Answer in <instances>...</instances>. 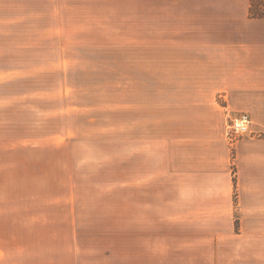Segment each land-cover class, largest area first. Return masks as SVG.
Returning a JSON list of instances; mask_svg holds the SVG:
<instances>
[{
	"label": "rangeland",
	"instance_id": "obj_1",
	"mask_svg": "<svg viewBox=\"0 0 264 264\" xmlns=\"http://www.w3.org/2000/svg\"><path fill=\"white\" fill-rule=\"evenodd\" d=\"M203 7L237 24L246 12L264 18V0L180 4L173 17L157 13L156 20L136 0H0V152L17 161L24 124L32 122L26 135L34 194L44 199V235L60 238L66 250L78 236L81 264H153L115 255L121 246L136 250L139 226L146 251L156 219L150 192L137 193L138 166L143 174L150 163L136 165V155L151 143L150 133L135 130L136 97L160 86L152 59L175 39L153 31L176 28L180 13ZM222 22L209 20L212 27Z\"/></svg>",
	"mask_w": 264,
	"mask_h": 264
},
{
	"label": "crops",
	"instance_id": "obj_2",
	"mask_svg": "<svg viewBox=\"0 0 264 264\" xmlns=\"http://www.w3.org/2000/svg\"><path fill=\"white\" fill-rule=\"evenodd\" d=\"M214 1L136 0L140 10L153 11V20L157 13L173 17L175 5ZM203 8L180 13L176 28L153 31L175 37L152 59L160 86L136 97L135 130L150 133L151 145L143 156L137 152L135 163L152 165L143 174L138 166L137 193L150 192L156 219L150 247L142 249L138 225L136 250L121 246L115 253L122 262L132 256L153 264H264V18L246 12L237 24ZM209 20L224 23L212 27ZM240 112L260 136L232 143L226 118ZM31 128L24 124L17 161L0 152V264H81L78 236L66 250L60 238L44 235V199L34 194L33 141L26 135Z\"/></svg>",
	"mask_w": 264,
	"mask_h": 264
},
{
	"label": "built area",
	"instance_id": "obj_3",
	"mask_svg": "<svg viewBox=\"0 0 264 264\" xmlns=\"http://www.w3.org/2000/svg\"><path fill=\"white\" fill-rule=\"evenodd\" d=\"M250 123V116L246 112L230 115L226 125V135L228 139L235 142L245 135H255V133L250 130Z\"/></svg>",
	"mask_w": 264,
	"mask_h": 264
},
{
	"label": "trees",
	"instance_id": "obj_4",
	"mask_svg": "<svg viewBox=\"0 0 264 264\" xmlns=\"http://www.w3.org/2000/svg\"><path fill=\"white\" fill-rule=\"evenodd\" d=\"M249 13L251 14V15H253V16H258L259 14H252V9H251V7L249 8Z\"/></svg>",
	"mask_w": 264,
	"mask_h": 264
}]
</instances>
